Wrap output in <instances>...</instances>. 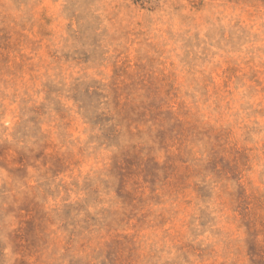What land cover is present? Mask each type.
<instances>
[{"label":"rangeland","instance_id":"1","mask_svg":"<svg viewBox=\"0 0 264 264\" xmlns=\"http://www.w3.org/2000/svg\"><path fill=\"white\" fill-rule=\"evenodd\" d=\"M0 264H264V0H0Z\"/></svg>","mask_w":264,"mask_h":264}]
</instances>
